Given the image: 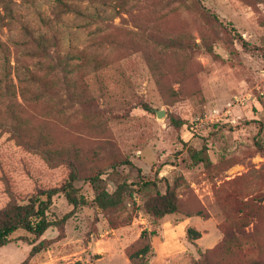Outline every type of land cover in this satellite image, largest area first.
I'll list each match as a JSON object with an SVG mask.
<instances>
[{"label": "rangeland", "instance_id": "obj_1", "mask_svg": "<svg viewBox=\"0 0 264 264\" xmlns=\"http://www.w3.org/2000/svg\"><path fill=\"white\" fill-rule=\"evenodd\" d=\"M74 1L97 7L100 17L90 24L66 17L64 47L100 50V70L48 75L36 98L25 92L22 99L16 41L22 25L43 29L39 17H51L53 0H18L16 20L0 23V80L9 65L21 104L0 100V206L9 189L26 195L38 184H58L67 174L59 159L67 158L76 161L75 186L89 205L75 210L62 238L55 229L38 240L12 233L0 264L25 262L41 241L47 248L28 264H132L141 232L151 229L145 195L151 185L164 192L174 179L180 212L165 217L160 237L150 240L149 264H191L198 259L192 243L201 237L198 249L221 264L263 255L264 0ZM167 41L186 47L167 48ZM198 151L209 164L195 163ZM92 183L108 193L124 185L132 195L122 211L104 213ZM71 210L57 195L46 217L55 221ZM190 228L198 239L186 238Z\"/></svg>", "mask_w": 264, "mask_h": 264}, {"label": "trees", "instance_id": "obj_2", "mask_svg": "<svg viewBox=\"0 0 264 264\" xmlns=\"http://www.w3.org/2000/svg\"><path fill=\"white\" fill-rule=\"evenodd\" d=\"M16 1L18 0H0V10L2 12V14L0 13V23L3 22L4 17L8 20L7 26L16 20L14 13ZM96 8L90 11L82 1L77 3L74 0H53L51 17L47 19L39 17V22L43 27L42 30L34 31L27 25L21 26L22 37L21 41H16L15 55L16 62L21 63L20 68L16 69V79L23 101H25V92L31 93L36 98L38 91L46 88L47 83L44 78L48 75L61 74L63 78L67 79L75 73H79V76H85L97 73L100 70L98 61L101 59L99 56L102 52L71 46L65 48L63 42L65 34L61 26L63 20L70 16L85 24L96 22L101 11ZM164 46L181 49L186 47L174 41H167ZM242 47L250 50L247 43L242 42ZM209 52H211L210 49ZM18 53L24 59H20ZM76 59L80 60V63H72ZM10 75L11 69L8 65L2 80H0V100L1 98L4 100L3 104L6 107L20 106L21 104L16 99V86L11 80L8 81ZM24 83L25 86L22 85ZM13 130L17 132V128L14 127ZM256 144L260 147V143L257 142ZM44 152L47 157L52 154L51 151ZM192 159L195 163L209 164L207 157H203L201 151L194 152ZM59 162L65 165L67 174L58 184H38L32 193L26 195L11 189L6 192L7 201L0 206V249L11 243L9 236L18 230L25 231L33 236L35 240H38L47 230L55 229L58 232V237L62 238L65 223L71 218L75 210L89 205L75 186L79 179V169L76 161L67 158L59 159ZM92 184L96 192L95 205L104 213L113 214L122 211L125 197H127V194L128 196L132 195L131 191L124 185L119 186L113 193H108L96 183ZM151 186L152 191L145 195L142 205V210L150 221L151 229L141 232L140 247L135 253L129 255L132 264H149L151 258L155 256L150 240L154 237H160L161 222L165 217L180 212L178 194L180 181L178 179H174L172 184L165 183L164 192H160L156 185ZM57 195H63L66 202L72 206V210L58 220L49 221L46 213L52 205L53 198ZM189 217L192 216H186V218ZM199 237V232L192 228L186 232V238L188 239L196 240ZM192 245L197 248L198 259H191V264H221L210 257V251L201 252L196 243H192ZM46 248L45 241L37 244L32 243L26 261L21 264H28V260ZM244 264H264V254L256 255Z\"/></svg>", "mask_w": 264, "mask_h": 264}, {"label": "crops", "instance_id": "obj_3", "mask_svg": "<svg viewBox=\"0 0 264 264\" xmlns=\"http://www.w3.org/2000/svg\"><path fill=\"white\" fill-rule=\"evenodd\" d=\"M173 227L175 228L176 231H177V230L182 231V229L184 228V225H182V223H180L179 225H177V226H173ZM201 241H202V237L199 238V239L197 240L196 245H197V247H199V248L202 249V246L204 245V243L201 244ZM193 247H194V246H193ZM158 258H160V257H158Z\"/></svg>", "mask_w": 264, "mask_h": 264}, {"label": "water", "instance_id": "obj_4", "mask_svg": "<svg viewBox=\"0 0 264 264\" xmlns=\"http://www.w3.org/2000/svg\"><path fill=\"white\" fill-rule=\"evenodd\" d=\"M164 115H165V113H164V111H162V110L156 112V117H157L158 119L163 118Z\"/></svg>", "mask_w": 264, "mask_h": 264}]
</instances>
